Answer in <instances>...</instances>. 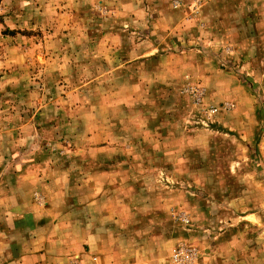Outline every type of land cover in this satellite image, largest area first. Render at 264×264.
<instances>
[{
    "label": "rangeland",
    "instance_id": "374dc122",
    "mask_svg": "<svg viewBox=\"0 0 264 264\" xmlns=\"http://www.w3.org/2000/svg\"><path fill=\"white\" fill-rule=\"evenodd\" d=\"M0 196L51 264H264V0H0Z\"/></svg>",
    "mask_w": 264,
    "mask_h": 264
},
{
    "label": "crops",
    "instance_id": "0c3cea01",
    "mask_svg": "<svg viewBox=\"0 0 264 264\" xmlns=\"http://www.w3.org/2000/svg\"><path fill=\"white\" fill-rule=\"evenodd\" d=\"M27 199L31 200V196L16 199L13 206L0 205V264H51L54 261L48 247L43 246L45 250L40 246L39 237L35 246V205L30 202L31 208L26 207ZM64 251L67 250L64 248ZM80 256L84 262L85 255L80 253Z\"/></svg>",
    "mask_w": 264,
    "mask_h": 264
},
{
    "label": "built area",
    "instance_id": "2783aa9c",
    "mask_svg": "<svg viewBox=\"0 0 264 264\" xmlns=\"http://www.w3.org/2000/svg\"><path fill=\"white\" fill-rule=\"evenodd\" d=\"M181 252H182V250H181ZM180 255V254H179Z\"/></svg>",
    "mask_w": 264,
    "mask_h": 264
}]
</instances>
